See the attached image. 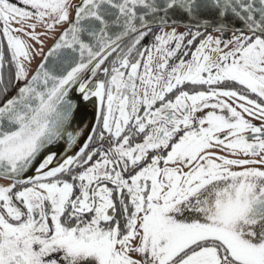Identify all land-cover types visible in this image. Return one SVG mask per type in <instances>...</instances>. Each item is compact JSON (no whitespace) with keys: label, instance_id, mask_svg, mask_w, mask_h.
Listing matches in <instances>:
<instances>
[{"label":"snow or ice","instance_id":"snow-or-ice-1","mask_svg":"<svg viewBox=\"0 0 264 264\" xmlns=\"http://www.w3.org/2000/svg\"><path fill=\"white\" fill-rule=\"evenodd\" d=\"M19 5L0 0V264H264V0Z\"/></svg>","mask_w":264,"mask_h":264},{"label":"flooded vegetation","instance_id":"flooded-vegetation-1","mask_svg":"<svg viewBox=\"0 0 264 264\" xmlns=\"http://www.w3.org/2000/svg\"><path fill=\"white\" fill-rule=\"evenodd\" d=\"M61 28V27H60ZM60 30V29H59ZM59 30H56L55 32L53 31L51 34H50V38H51V40L56 36V34H57V32L59 31ZM176 32H177V34H181V33H184V32H186L188 29L187 28H184V27H180V26H176ZM157 31H159V29H157ZM164 31L165 32H170V31H172V28L171 27H165L164 28ZM212 34V36H213V38H216V37H218L219 35H220V33H218V32H212L211 33ZM227 38L228 39H231V34L229 33V34H227ZM2 36H0V41H2ZM153 42V36H149V37H147L145 40H143L142 42H141V45H140V47L141 48H144V47H146V46H149L151 43ZM199 41H196V42H194V45L196 44V43H198ZM185 45H186V41H185ZM223 47V46H222ZM195 50V47L194 46H192V47H184V48H182V52L183 51H189V53L191 52V51H194ZM180 54L178 53V56H179ZM177 58H174V61L176 60ZM185 59H190V55L188 56V57H185ZM214 59H215V57H214ZM174 61H170V63H172V62H174ZM160 61H159V54L158 55H156L155 53H154V59H153V65H152V67H153V69H155V67H156V65L159 63ZM185 90H187V91H191L192 90V88H191V86L190 85H188V86H185ZM227 102H229V103H232L231 101H227ZM233 106H235V105H233ZM239 110V109H238ZM211 111V110H210ZM251 122L253 123V124H255V125H259V121H257V120H251ZM245 135H248V134H245ZM217 151H219L218 149H216ZM220 152V151H219ZM253 158H255V159H259V156H257V157H253ZM249 167H258V168H261L262 170H264V165H252V166H249ZM233 170H241V169H233ZM0 179H3V178H0ZM3 180H5V185L7 186L8 184H10L11 183V181H9V180H6V179H3Z\"/></svg>","mask_w":264,"mask_h":264},{"label":"rangeland","instance_id":"rangeland-1","mask_svg":"<svg viewBox=\"0 0 264 264\" xmlns=\"http://www.w3.org/2000/svg\"><path fill=\"white\" fill-rule=\"evenodd\" d=\"M10 2L17 3V4L19 5V0H10ZM78 2H79V0H72V3H74V4H76V3H78ZM19 6H23V5H19ZM70 17H71V13H70ZM28 23H31V21H29ZM11 27H13V28H19V27H21V25H19V24H12ZM59 29H61V28L58 27L56 30H59ZM56 30H55V31H56ZM36 31H37V32H42L43 29L38 27V28L36 29ZM55 31H54V32H55ZM13 34H14V35H17V36H21V34L18 33V32H17V33H13ZM21 38L24 39L27 43L32 44L33 47H39V45H35L34 42L30 41V40L28 39V37L21 36ZM40 39L43 41V51L48 47V45H49V44L52 42V40H53V39L51 40L50 36H49V37L41 36ZM156 55H158V54H156ZM40 58H41V57L34 56V58H33L32 61H31V64H27V62H25V63H26V67L28 68V75L32 72V70L34 69V67L36 66V64H37L38 61L40 60ZM210 110H211V109H204L203 111L197 113V116L202 117V116H204V115H205L208 111H210ZM212 151L217 152L219 155H227L226 152H219V151H217L215 148H213ZM229 158H236V159H255V158H253V157H245V156H243V155L236 156V157H229ZM249 166H252V165H249ZM235 169H236V168H235ZM185 171H187V169H185ZM0 186H6V185H5V180L0 179Z\"/></svg>","mask_w":264,"mask_h":264},{"label":"water","instance_id":"water-1","mask_svg":"<svg viewBox=\"0 0 264 264\" xmlns=\"http://www.w3.org/2000/svg\"><path fill=\"white\" fill-rule=\"evenodd\" d=\"M76 4H79V2L76 3ZM70 19H71V18H70ZM184 23H186V22H184ZM176 26L184 27V26H183V23H182V22H179V21L176 23ZM64 27H66V25H65ZM184 28H186V27H184ZM61 31H63V27L59 30V32L57 33L56 37H55L54 40L51 42V44H49L48 47L44 50V53H47L48 50H49V48L52 47V45H53L54 42H55V39L59 36V34H60ZM41 59H42V57L40 58V60L38 61V63L36 64V66L34 67V69L32 70V72L30 73L29 78L31 77V75H33V74L35 73V71H36V69H37L39 63L41 62ZM14 91H15V89L12 91V93H11L10 95H12ZM10 95H9V96H10ZM92 110H93V109H92V106L89 105L88 108H87V110H86V113H85L86 118H87V120H88L89 123L92 122V120H93Z\"/></svg>","mask_w":264,"mask_h":264}]
</instances>
